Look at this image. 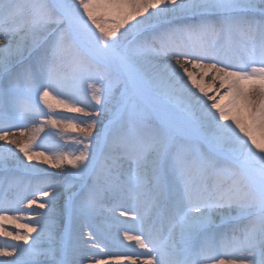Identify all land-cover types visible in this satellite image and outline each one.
<instances>
[{
	"label": "bare ground",
	"instance_id": "6f19581e",
	"mask_svg": "<svg viewBox=\"0 0 264 264\" xmlns=\"http://www.w3.org/2000/svg\"><path fill=\"white\" fill-rule=\"evenodd\" d=\"M58 1L77 32L119 58L128 91L152 105L161 120L261 168L225 158L195 161L187 153L191 143L170 128H162L159 144L121 138L96 148L89 159L72 141L48 142L40 150L48 157L44 166L30 151L16 171L0 167V264H264V82L240 71L245 62L238 52L249 42H264V0ZM79 18L101 31L74 23ZM63 28L66 37L57 40ZM19 34L33 49L14 59L2 48ZM127 38L120 50L111 48ZM72 39L51 0H0V84L34 85L33 101L64 115L70 127L78 120L74 105L87 100L95 107L110 77L114 100L105 142L124 92L114 74L119 67L111 58L113 70L100 52ZM166 52L173 60L160 57ZM79 61L91 69H78ZM82 80L91 83L87 94ZM5 108L1 113L10 110L12 117L25 111L23 105ZM143 116L154 123L150 109L132 97L119 122L127 119L143 133L147 125L136 121ZM8 124L0 128L15 122ZM250 207L254 214L245 217ZM41 211L47 214L32 215ZM32 222L38 227H29ZM174 227L167 254L152 261L147 248L161 247Z\"/></svg>",
	"mask_w": 264,
	"mask_h": 264
},
{
	"label": "rangeland",
	"instance_id": "374dc122",
	"mask_svg": "<svg viewBox=\"0 0 264 264\" xmlns=\"http://www.w3.org/2000/svg\"><path fill=\"white\" fill-rule=\"evenodd\" d=\"M73 10L77 11V9H73ZM64 24L65 27L70 31V35H71L72 28L70 27V24H66V23ZM64 29L65 28L57 31V35L55 36L56 38H58L57 40L66 37V35H64ZM115 29H118V27ZM55 30L56 28L53 27H48L45 29V31L49 33H52ZM98 31H101V29H98ZM115 36L117 37V35ZM130 38L123 40L122 43H120V48L126 45L130 40ZM105 39L107 38L105 37ZM72 40L77 42L79 45L83 46V48L91 50V46L89 44L80 43L75 38H73ZM10 42L12 43L11 47L10 48L3 47L2 52L3 51L4 53L5 51L9 52L11 57L14 59L22 56L27 57L30 54V51H32L33 49L32 45L28 43L29 40L24 36H22L21 34L16 35V37L12 38ZM72 44L73 42H71L70 44H66V47L70 48ZM93 49L100 52L101 55L104 56L109 61L110 67L114 70L113 68L114 65L111 62V58L109 57L110 52L105 51L103 49H96V48ZM256 51L264 52V48H261V45L260 46L258 45ZM260 55L261 54L252 55L251 60L248 61L249 66L246 68L243 67L240 68V71H243L244 74H249L248 76H246L249 80L252 81L256 80L258 81V83H260L261 81L264 82V64L261 61H259L261 58ZM263 57L264 54L262 55V58ZM116 66L119 67L117 62H116ZM76 67L84 71L91 69L90 67H87L86 64L81 63L80 61L79 64L76 65ZM103 72L105 74H108V72L105 71V69H103ZM114 74L124 85L125 80L120 67L119 70H114ZM106 80L107 81L105 82V88H106L105 90L108 91H104L98 97L94 98L96 102L95 107L89 106L90 104L89 101L87 100H83L80 103L74 105V107L77 109L76 114L78 115V120L72 121V125L70 127L64 124V120H65L64 115H56L55 110L52 109L49 105H44L40 102L33 101L35 97L34 92L33 91L26 92L27 90L25 89V87L27 86V84L16 83L17 85H14V82H10V81L2 82L0 84V120H2L0 124H4V123L8 124L10 120H14L15 124L11 126L9 130L6 128L5 129L0 128V167H2L3 170L12 169L16 171L17 169H19L20 165L25 164L27 158L30 157L31 154L30 151H33L32 152L33 154H31L32 158L36 159V161H38L44 166V162L47 160L46 158L48 157L43 155L40 152V150H42L43 147H45V145L48 142H52L55 140L72 141L73 144L82 146L85 149V153L82 154L85 155L86 159H89L93 155L92 154L93 151H95V149L99 145L100 136L103 127L108 120V113L112 108L111 107L112 100H114V98H111V100L109 98L110 93L114 92L111 91L110 89L112 86H114V83L111 81L110 77L106 78ZM239 81L241 82L242 80ZM80 84L82 87L86 89L85 93L87 94V92L91 89V83L82 80ZM77 94L78 96L81 97L83 95V93L79 90H77ZM4 99H6L7 105ZM4 104L7 107L9 105H14V106L23 105L25 106V111L16 114L15 117H12L13 116L12 112L11 115L8 116V113L10 114V110L8 111L7 114L3 115L1 111L6 109L5 108L6 106L4 107ZM143 118L142 121L141 120L139 121L136 118L137 123L140 124V122H143L145 125H147L146 130L140 134V138L137 139L134 136H132L133 134L131 133V130L133 129L132 131H134V128L130 127L127 124V119H126L125 124H120V126L116 128L115 131L119 130V132L117 131L116 134L111 136L110 141L112 142L111 143L107 142L106 145H114L115 142L121 141L122 137H127V139L135 143L142 142L143 144L146 141H150L154 145L157 143L159 144L158 139L165 134V131L159 126H158L159 128L157 126H151L152 122L149 119H147L146 116H143ZM20 119L22 121H19ZM59 126L62 128H60ZM124 126L127 127L125 133H123ZM21 127H24L23 129L25 130L21 132H13L11 134H4L9 131H14V130L16 131ZM204 139L206 140V138ZM60 144L63 143L60 142ZM32 145L35 147L36 150L33 149L34 147ZM187 153L190 154L195 161L206 162V163L208 162V159L206 158L205 155V149H201V148L197 149V147L191 144L190 148L187 150ZM239 160L247 163L246 165H248L249 167H252L250 165L252 164L250 159L248 161L244 159H239ZM186 181H187L186 179L183 180L184 183ZM85 184H86V180H82L79 185L80 187H82ZM185 185H186L185 187L188 188L187 183H185ZM79 190L80 188H77L74 191V194H76L77 191ZM73 195L71 197H73ZM51 202L52 200H49L48 203L44 202L43 204L45 208L48 207V205H50ZM248 202L249 203L247 205H253L256 204L255 202H257V200L248 201ZM72 211H73V204L72 202H70L66 209V223L71 217ZM243 213L245 217H250L254 214V209L253 207H250L249 209H244ZM46 214L47 213L45 211H41L38 212V214H32V215L37 217ZM36 223L37 222H32V223H28V225L29 227L35 229L38 227V224ZM45 229L47 230V228ZM64 232L65 235H67L66 227L64 229ZM60 264H62V262H60Z\"/></svg>",
	"mask_w": 264,
	"mask_h": 264
}]
</instances>
